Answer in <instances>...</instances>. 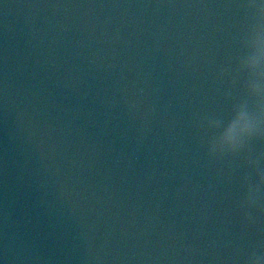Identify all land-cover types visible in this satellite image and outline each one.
Segmentation results:
<instances>
[{
  "label": "water",
  "instance_id": "obj_1",
  "mask_svg": "<svg viewBox=\"0 0 264 264\" xmlns=\"http://www.w3.org/2000/svg\"><path fill=\"white\" fill-rule=\"evenodd\" d=\"M0 264H264V0H0Z\"/></svg>",
  "mask_w": 264,
  "mask_h": 264
}]
</instances>
